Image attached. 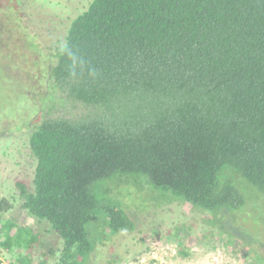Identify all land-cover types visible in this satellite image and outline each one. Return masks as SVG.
Returning <instances> with one entry per match:
<instances>
[{
	"label": "trees",
	"instance_id": "trees-1",
	"mask_svg": "<svg viewBox=\"0 0 264 264\" xmlns=\"http://www.w3.org/2000/svg\"><path fill=\"white\" fill-rule=\"evenodd\" d=\"M49 2L0 0L38 52L43 87L2 78L15 89L0 120L13 119L7 130L25 137L34 163L12 197L30 224L8 217L14 206L0 197V245L19 251L11 264H32L37 246L47 247L42 264L58 251L56 264H83L98 249L87 229L98 211L113 232L131 230L121 208L93 193L118 176L214 213L243 211L253 228L248 196L264 197V0H90L64 25L27 12L22 26L26 10L71 1Z\"/></svg>",
	"mask_w": 264,
	"mask_h": 264
},
{
	"label": "rangeland",
	"instance_id": "rangeland-1",
	"mask_svg": "<svg viewBox=\"0 0 264 264\" xmlns=\"http://www.w3.org/2000/svg\"><path fill=\"white\" fill-rule=\"evenodd\" d=\"M70 1L65 7L53 9L51 1L43 0L44 3L49 2L50 8L45 12L40 8L26 10L22 26H27L26 23L29 22L27 12L35 19L44 17L46 20H56L57 24L58 20L64 25L68 23V19L60 17L72 18L78 15L90 2ZM0 12V110L3 111L8 106L5 92L15 89L13 85L3 82L2 78L6 79V74L21 75L25 84L24 79L36 87V91H41L43 87L39 86L37 79L40 68L33 65L34 60H39L38 52L33 51L28 46L29 41L21 37L13 19H7L3 16L4 11ZM41 38L44 40L42 35ZM6 56L10 57L8 63ZM10 110L11 108H7V111ZM12 122L13 119L8 118L0 120V197L3 191L7 192L6 195L14 206L7 216L27 225L30 224V219L22 212L20 199L16 203L12 197L19 194L15 180L28 183L33 178L34 163L25 146V137L18 139L21 134H9L6 126L12 125ZM6 142L13 144L12 152L16 155L3 154ZM17 147L20 148V153L17 152ZM93 193L102 202L101 205L113 204L121 208L130 218L133 227L128 231L115 233L109 228L104 212L98 211L87 227L93 240L91 242L95 245V250L98 249L92 254V258H85L83 264H154L152 261H156L155 264H264V197L257 191L248 196L249 204L246 206L247 211L252 214L251 229L242 224L250 221V215L243 211L229 215L226 210L214 213L199 208L184 202L172 191L155 188L143 177H114L94 185ZM226 229L232 230L234 234L233 244L230 238L232 235ZM224 243H228L230 247L227 249L223 246ZM184 249L191 258L181 255ZM205 250L210 251L205 253ZM235 251H238L237 255ZM18 253L19 251L8 253L0 245V263L11 264L12 257ZM32 253V264H42L40 262L45 259L47 247H34ZM58 257L59 251L48 256L45 264H56Z\"/></svg>",
	"mask_w": 264,
	"mask_h": 264
}]
</instances>
